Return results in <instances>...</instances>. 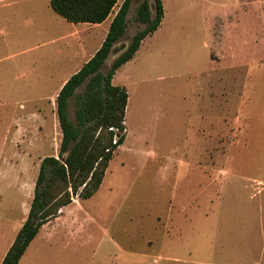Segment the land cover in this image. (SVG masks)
<instances>
[{
    "label": "rangeland",
    "instance_id": "1",
    "mask_svg": "<svg viewBox=\"0 0 264 264\" xmlns=\"http://www.w3.org/2000/svg\"><path fill=\"white\" fill-rule=\"evenodd\" d=\"M123 1L101 25L75 24L80 33L63 39L73 23L56 15L49 0H0V255L27 217L41 160L58 156L55 95L82 56L79 43L87 39L88 53L99 47ZM142 1H132L117 46L127 47L144 27L136 20ZM161 2L159 28L114 77L128 95L124 135L132 147H118L101 190L85 207L116 241H124L126 231L128 244L140 249L134 228L157 196L158 157L194 169L210 165L220 182L209 185L200 169H190V187L183 184L182 194L187 189L198 203L189 213L193 230L177 240L175 264H264V0ZM149 7L153 13L152 2ZM44 29L49 36L40 33ZM75 106L71 100V119ZM236 117L252 132L251 140L234 142ZM128 150L157 156L147 162L143 152ZM109 193L110 207L104 199ZM132 202L145 207L132 210ZM150 224L143 242L155 255L158 230L170 228L160 218ZM57 239L40 251L33 247L19 264H88L95 244L83 246L75 257L73 246L59 247ZM154 258L152 264L165 263Z\"/></svg>",
    "mask_w": 264,
    "mask_h": 264
},
{
    "label": "trees",
    "instance_id": "2",
    "mask_svg": "<svg viewBox=\"0 0 264 264\" xmlns=\"http://www.w3.org/2000/svg\"><path fill=\"white\" fill-rule=\"evenodd\" d=\"M132 1L122 2L100 48L66 81L56 96L61 132L59 153L57 157L47 156L41 160L27 217L1 264H19L40 228L56 218L61 208L70 205L73 198L86 200L97 192L109 162L125 139L128 95L124 87L112 85V78L134 57L142 41L157 31L164 17L161 0H143L136 8V20L144 27L131 37L125 51L112 62L107 72L102 73L110 50L126 32V17ZM118 2L49 0L54 13L67 22L96 25L108 19ZM149 2L153 3V13ZM83 85L84 91L78 93ZM71 100L76 104L73 119L69 117Z\"/></svg>",
    "mask_w": 264,
    "mask_h": 264
},
{
    "label": "crops",
    "instance_id": "3",
    "mask_svg": "<svg viewBox=\"0 0 264 264\" xmlns=\"http://www.w3.org/2000/svg\"><path fill=\"white\" fill-rule=\"evenodd\" d=\"M110 23L108 26V30L110 27ZM74 25L75 24L73 25L71 24V26H69V30H71L72 33L64 35L62 37L63 39L76 37L80 33V31H77L76 25L75 26ZM40 33L42 35L49 36L48 29L41 30ZM83 33H86V30L83 31ZM54 42H56L55 39L48 41L47 43H43L42 45H46V44L48 45ZM82 42L83 43L81 44L79 43L82 56L80 57L78 64L73 68V70L68 75V77L64 79L63 83L59 87L57 94L55 95V99L59 91L61 90L62 86L66 83V81L75 73H77L82 68V66L86 64L93 57V55L102 45L101 44L99 47L95 48L93 51L88 53L86 52L87 44H88L87 39L85 38V40H83ZM254 71L255 69L254 67H252L249 75H252ZM115 75L116 73L112 78V85L118 86L114 84ZM238 119L242 120L241 118ZM235 123L236 125L234 127V131L232 132V137L234 139V142L243 143L251 140L252 138L251 136L253 134L250 130H248V127L246 126L244 121H241V124H238V120L236 117ZM127 141L128 138H126V140L124 139L122 145L124 147L125 146L132 147V145L127 146ZM128 152L141 153L143 151L137 152V151L128 150ZM150 153L152 154V156H149ZM150 153L148 154H145L144 152L142 153L147 159H149L147 160V162L156 159L157 154L156 153L154 154V152H150ZM173 155L174 157L175 155L177 157V153L172 151L170 156L173 157ZM207 157L210 158L209 154ZM158 161H159L158 163L159 172L157 177L158 184L156 185L157 196L155 197L154 201H152L151 203V207H150L151 209H147L142 212L143 216L141 217V219L138 220V223L134 228V234H133L135 236L134 239L137 240L136 238H138L139 245L141 244L140 249H135L128 244L130 236H128L126 231H125L124 241H120V240L116 241V239L112 237L109 229H105V228L101 229L99 226L96 225L98 223L97 219L91 215L88 209H86L85 205L91 203L95 199V195L97 194V192L101 190L100 189V187L102 186L101 185L99 187L100 190L98 189L97 192L91 198L86 200H80L76 197L73 198L72 203L70 205L61 208L56 218L44 224L40 228L36 237L27 247L23 257L33 247L38 251L50 247L52 245V242H54V239L58 237L57 239L59 240V242H57L58 246L60 247L61 245H63L65 248L66 247L72 248L73 246L74 249L72 252H74L75 257L78 256L80 249L83 246L95 244V247L89 257L88 264H152L151 262L154 257L155 258L153 262L155 263H158L160 261L165 262L161 264L179 263L180 259L176 258V249L178 246L177 240L182 238L181 236H183L184 233H187L189 230L191 231V228L192 230L194 228L193 226L194 218L189 213L191 211L190 208L195 205V202H197V200L195 198L190 199L187 196L189 192L187 189L185 190L186 194L185 195L182 194L183 184L185 185L186 188L190 187V177H189L190 169H194V168L190 167L189 163H186L184 161H177V160L173 161L172 159L169 160L167 159V157L159 156ZM123 162L124 161L121 160L120 164L122 165ZM199 169L202 172V175L204 177L203 179L206 180L209 185L212 182L213 183L220 182L222 177L220 178L218 174L215 173V171L214 173H212V168L210 165L207 168H201L198 166L194 170H199ZM185 170H187L186 174L184 173ZM227 176L228 174L223 176V178H226ZM262 184H264V180L262 181ZM261 190L262 192H264V185ZM110 194L111 193L107 194L104 198L107 202V206L109 207L111 206V201L108 200ZM138 207H140V209H143L145 206H143V204H141L140 202L139 204L132 202V204L129 206L130 209L135 211H138L139 209ZM106 209L107 207L102 211V214H106ZM258 209L262 210L257 207V213H258ZM115 217H118V213L115 214ZM159 218L161 219L162 223L165 224L166 228L169 227L170 229L158 230L155 238L156 239L155 246L157 251L155 255H153V252L151 251V248H149V245L147 244L146 241L144 244L143 238L145 236H148L146 231L148 232L149 228L151 227L152 229L153 227L150 224V222H152V219H154V222L155 221L159 222ZM52 226H54L55 229L53 231L49 230V228ZM161 226L164 227L163 224ZM14 239L10 243H8L5 250L0 255V264L2 263V260L6 255L8 249L12 245ZM23 257L21 258V260L23 259ZM21 260L19 261V263L21 262Z\"/></svg>",
    "mask_w": 264,
    "mask_h": 264
},
{
    "label": "water",
    "instance_id": "4",
    "mask_svg": "<svg viewBox=\"0 0 264 264\" xmlns=\"http://www.w3.org/2000/svg\"><path fill=\"white\" fill-rule=\"evenodd\" d=\"M120 48H121V50H120ZM126 48L127 47H124L123 45L120 47V46H117L115 44L112 47V49L110 50V53H109L108 57L106 58V60L109 59L112 56V54H114V57H113V60H112V62H113L121 53H123L125 51ZM106 60H105V62H106Z\"/></svg>",
    "mask_w": 264,
    "mask_h": 264
},
{
    "label": "built area",
    "instance_id": "5",
    "mask_svg": "<svg viewBox=\"0 0 264 264\" xmlns=\"http://www.w3.org/2000/svg\"><path fill=\"white\" fill-rule=\"evenodd\" d=\"M115 143V141H113V144Z\"/></svg>",
    "mask_w": 264,
    "mask_h": 264
}]
</instances>
